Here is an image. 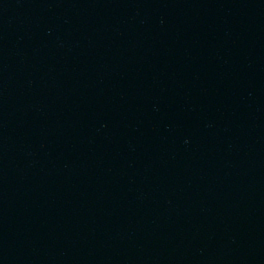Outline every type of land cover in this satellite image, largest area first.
<instances>
[{"label":"water","instance_id":"water-1","mask_svg":"<svg viewBox=\"0 0 264 264\" xmlns=\"http://www.w3.org/2000/svg\"><path fill=\"white\" fill-rule=\"evenodd\" d=\"M0 264H264V0H0Z\"/></svg>","mask_w":264,"mask_h":264}]
</instances>
